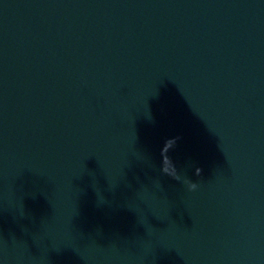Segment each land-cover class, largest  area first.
Returning a JSON list of instances; mask_svg holds the SVG:
<instances>
[{"label":"water","instance_id":"95a60500","mask_svg":"<svg viewBox=\"0 0 264 264\" xmlns=\"http://www.w3.org/2000/svg\"><path fill=\"white\" fill-rule=\"evenodd\" d=\"M0 264H264V0H0Z\"/></svg>","mask_w":264,"mask_h":264},{"label":"clouds","instance_id":"9594fccd","mask_svg":"<svg viewBox=\"0 0 264 264\" xmlns=\"http://www.w3.org/2000/svg\"><path fill=\"white\" fill-rule=\"evenodd\" d=\"M188 187H189L190 190H194V189H196L197 184L193 183V182H188Z\"/></svg>","mask_w":264,"mask_h":264}]
</instances>
